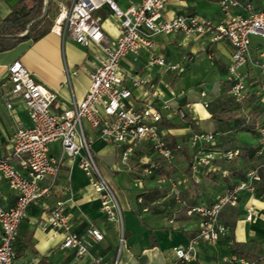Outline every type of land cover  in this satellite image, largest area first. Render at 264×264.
<instances>
[{
    "label": "crops",
    "instance_id": "crops-1",
    "mask_svg": "<svg viewBox=\"0 0 264 264\" xmlns=\"http://www.w3.org/2000/svg\"><path fill=\"white\" fill-rule=\"evenodd\" d=\"M20 1L0 0V20ZM110 1L121 11L140 2ZM251 1L258 8L264 7V0ZM58 2L69 4V0H47L50 28ZM93 16L99 18L101 30L110 40L118 37V20L106 4L94 11ZM175 16H197L214 24L221 20L217 0H167L162 17L168 20ZM253 39H264L251 38L250 60L256 62L264 55V45L257 43L251 47ZM150 40L151 47L125 57L121 68L126 87H130V76H137L153 85L157 95H152L148 88H131L132 97L127 105L135 109L144 105L158 109L162 117L159 127L165 141L168 145L173 141L186 153L173 151L177 155L171 162H165L152 152L149 143L139 142L128 165L124 166L120 161V148L104 143L95 131L85 127L84 133L91 139V153L111 160L108 163L109 174L105 171L104 176L116 196L121 221H107L99 208L97 194L89 188L88 179L76 161L64 160L48 193L31 204L19 222L13 245L16 264H174L173 249L186 246L199 229V219L187 216L186 210L210 205L231 185L242 180L247 170L262 162L255 156L258 147L256 132L251 136L238 131L234 123L235 119L253 122L255 131L264 125V105L255 93L259 80L257 68L249 64L242 69L247 76L248 94L242 103L236 104L230 96L228 81L233 51L226 41L211 43L206 35L186 36L183 32L158 34ZM152 56L179 67L168 70L165 66H151L148 62ZM14 60H19L35 81L55 92L59 102L80 101L89 83L86 50L67 35L61 38L50 29L34 43L22 41L12 49L0 52V158L9 156L10 138L16 128L30 126L20 103H13L10 112L3 105V98L10 87L5 80L6 68ZM65 72L75 74L69 75L67 81ZM165 102L168 110L161 109ZM177 110L185 112L187 122L174 114ZM226 115L232 117L219 121ZM256 116L261 118L257 120ZM251 117L256 120L251 121ZM192 131L215 133L217 148L237 149L239 157L232 161L216 159L212 164L213 171L200 173L199 182L195 183L189 178L188 171L195 151L189 143ZM243 135L245 139L241 137ZM59 154L57 142L48 145L49 156ZM243 161L254 162V165L241 172ZM146 162L158 165L151 175L142 174ZM170 164H175L174 172L166 171ZM11 165L18 170L14 162ZM170 181L180 183L184 205L169 196ZM263 182L254 194L241 192L237 207H227L222 211L220 220L228 228V235L211 244L198 242L197 264H241L223 261L231 256L249 264H264ZM46 184L45 180L41 182L42 186ZM14 199V192L0 177V208L11 207ZM138 199L142 200L141 204ZM56 203L62 204L71 232L82 234L92 225L102 232L103 239L79 257L73 250L61 249V233L49 229L41 231L35 225ZM249 206L253 207L254 215L247 222L245 217ZM143 207H147L148 212L143 213Z\"/></svg>",
    "mask_w": 264,
    "mask_h": 264
},
{
    "label": "built area",
    "instance_id": "built-area-1",
    "mask_svg": "<svg viewBox=\"0 0 264 264\" xmlns=\"http://www.w3.org/2000/svg\"><path fill=\"white\" fill-rule=\"evenodd\" d=\"M167 0H140L125 11L114 6L110 0H69V4H56V15L52 26H57L55 34L65 35L87 52L88 87L80 101L70 99L57 101V94L35 81L19 60H14L6 68L5 80L9 84L3 105L7 112L18 102L25 110L30 126L18 127L10 138V153L0 158V177L14 192L13 205L0 208V264H16L13 249L17 227L26 209L52 186L59 166L64 160H75L78 168L89 182V188L98 196L99 208L108 222H120V208L116 196L98 171L90 150L91 139L84 128L96 132L104 143L120 148V161L127 166L139 142L150 144L152 152L161 160L171 162L173 150L164 139L159 127L161 114L158 109L144 105L135 109L127 105L132 97L131 88L149 89L157 95L154 86L146 80L130 76V87L124 85L125 74L121 61L136 55L143 48L151 47V38L158 34L183 32L186 36H208L211 43L226 41L232 48L231 63L228 67L230 96L236 104L242 103L248 94L247 76L242 69L251 64L259 71L256 95L264 105V55L256 62L250 60L249 48L252 37L264 39V7H256L251 0H217L221 20L212 21L197 16H175L168 20L162 17ZM106 4L118 20V37L110 40L101 30L100 20L93 12ZM149 65L176 70L178 65H168L161 57L152 56ZM66 73V80L69 75ZM206 107V104L204 105ZM161 109L168 110L165 102ZM187 122L182 110L174 112ZM258 147L255 156L262 162L250 168L242 180L231 185L213 203L206 206L188 208L186 215L199 219L196 237L184 247L174 248V264H197L196 245L214 243L228 235V228L221 222L222 211L238 205L239 194H254L264 177V125L256 129ZM213 132L192 131L189 143L194 148L190 160L189 178L199 182L200 173L213 171L216 159L232 161L239 157L237 149H220ZM57 142L60 154L48 155V145ZM11 162H14L16 170ZM143 175H151L156 163L146 162ZM47 184L42 186L41 182ZM169 196L184 205L180 194V183L170 181ZM141 204L142 200L138 199ZM142 212H148L147 207ZM252 206L247 209L245 220L251 221ZM41 231L49 229L62 234L61 249H70L76 256H82L103 239L102 232L95 226H88L82 234L70 231L62 204L56 203L47 215L35 223ZM121 240V244H122ZM223 261L249 264L243 259L231 256Z\"/></svg>",
    "mask_w": 264,
    "mask_h": 264
},
{
    "label": "trees",
    "instance_id": "trees-1",
    "mask_svg": "<svg viewBox=\"0 0 264 264\" xmlns=\"http://www.w3.org/2000/svg\"><path fill=\"white\" fill-rule=\"evenodd\" d=\"M43 6V0H28V3L21 0L17 5L10 8L7 15L0 20V52L10 50L22 41L30 40L34 43L49 32L48 9L42 13ZM231 117L229 115L222 116L219 121L223 122ZM234 123L238 131L248 133L251 136L255 135L253 122L247 123L244 120L235 119ZM169 146L173 151L186 153L173 141L170 142Z\"/></svg>",
    "mask_w": 264,
    "mask_h": 264
},
{
    "label": "rangeland",
    "instance_id": "rangeland-1",
    "mask_svg": "<svg viewBox=\"0 0 264 264\" xmlns=\"http://www.w3.org/2000/svg\"><path fill=\"white\" fill-rule=\"evenodd\" d=\"M257 43H261L262 45H264V40H256V39H253V40H252V46H251V47L257 45ZM255 118H257V120H258V119H260L261 117L256 116ZM255 118H253V120H254ZM250 120L253 121V120H252V117L250 118ZM255 120H256V119H255ZM241 137H242L243 139H245L246 136L243 135V136H241ZM247 138H248V137H247ZM252 142L255 143L254 140H253ZM174 153H175L174 155H177L176 152H174ZM91 155H92L93 161H94V163H95V165H96L98 171L100 172L102 178L105 180V182L108 184V186H109L110 188H112L111 185H110L109 182L105 179V176H104V172H105V171H106L107 173L109 172V169H108V163H109L111 160H106V159L99 158L98 156H96V155L93 154V153H91ZM174 165H175V164H174ZM174 165H173V164H172V165L170 164V167L167 166V167H166V168H167L166 171L168 170L169 172H170V171H171V172H174V171L176 170V168L174 167ZM252 165H254V162L243 161L242 164H241V172H244L248 167H250V166H252ZM168 167H169V168H168ZM173 170H174V171H173ZM108 174H109V173H108Z\"/></svg>",
    "mask_w": 264,
    "mask_h": 264
},
{
    "label": "water",
    "instance_id": "water-1",
    "mask_svg": "<svg viewBox=\"0 0 264 264\" xmlns=\"http://www.w3.org/2000/svg\"><path fill=\"white\" fill-rule=\"evenodd\" d=\"M47 8V0H44V6L42 12L44 13Z\"/></svg>",
    "mask_w": 264,
    "mask_h": 264
},
{
    "label": "bare ground",
    "instance_id": "bare-ground-1",
    "mask_svg": "<svg viewBox=\"0 0 264 264\" xmlns=\"http://www.w3.org/2000/svg\"><path fill=\"white\" fill-rule=\"evenodd\" d=\"M51 31L55 33L57 31V26H53Z\"/></svg>",
    "mask_w": 264,
    "mask_h": 264
}]
</instances>
